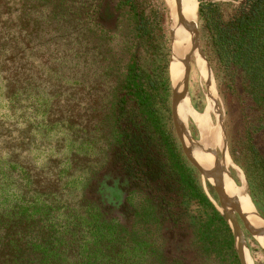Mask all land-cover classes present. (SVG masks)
Instances as JSON below:
<instances>
[{"label":"trees","instance_id":"trees-1","mask_svg":"<svg viewBox=\"0 0 264 264\" xmlns=\"http://www.w3.org/2000/svg\"><path fill=\"white\" fill-rule=\"evenodd\" d=\"M11 1L0 0V264H241L228 221L200 185L173 129L163 0H109L131 16L132 54L106 114L96 118L101 159L75 203L68 198L70 183L27 194L22 183L29 170L11 155L9 129L12 117L24 118L27 20L37 29L44 16L56 22L52 28L60 20L71 24L73 0ZM106 1L90 0L83 30L101 53L111 49ZM199 1L202 47L216 79L239 101L233 153L264 215V0Z\"/></svg>","mask_w":264,"mask_h":264},{"label":"rangeland","instance_id":"rangeland-1","mask_svg":"<svg viewBox=\"0 0 264 264\" xmlns=\"http://www.w3.org/2000/svg\"><path fill=\"white\" fill-rule=\"evenodd\" d=\"M153 1L162 2V0ZM213 1H232L237 3L239 0ZM163 2L167 12L165 25L167 29V47L169 48L171 118L178 143L184 152L183 143L185 141L182 140L178 133L179 131H177L175 120L173 121V82L171 76L173 46L168 3L167 0H163ZM12 3L15 5L14 0L11 1ZM89 3L90 0H73L71 9L75 21L71 20V24L60 20L61 23L52 28V25H55L56 22L49 21L47 16L41 17L38 29L34 27L32 20H27L26 23L27 31L24 33L22 61L23 77L25 79L24 95L26 99L24 103V118L14 119L12 117L9 129L12 145L11 155L14 160H18L21 157L29 170L25 175L27 176L26 179L29 178L31 180L29 186L26 185V179L22 183L28 195L33 194L35 189H41L42 192L48 194L53 188L58 187L61 190L64 183H70L69 185L74 191L71 194L72 196L65 190H63V193L69 195L68 198L72 199L70 200L71 203H75V201L80 199L88 172L91 168L97 167L96 162L101 159V154L94 138L96 134V118L102 111H105L106 114L115 82L118 76L123 75L132 54L130 42L132 21L127 9L117 12L114 10L111 1L107 0L105 2L106 7L104 9H106V14L108 17L111 16L109 20L111 26L108 27V30L112 35L110 34L111 36L107 40V44L111 49L101 53L98 41L95 39L90 40L89 34L87 33L86 37L83 31L85 24L88 22ZM228 7L232 9L233 5ZM15 9L16 6H13L12 17L17 14ZM78 11L84 14L78 16ZM58 19L56 18L57 21ZM13 30L15 29L13 28ZM201 33L199 16L198 34L200 46L207 59L201 44ZM123 42H126V44H122ZM18 58L19 55H16V60ZM111 62H115V64L111 69H108L107 66ZM201 64L205 66V75L195 64L191 67L188 79L187 87L192 102L191 105L193 104L192 107L198 114L205 115L210 105L209 94L216 95L219 116L228 143L229 174L240 190L243 187L246 188L255 210L264 222V215L259 211L249 191L244 167L240 160L237 159L236 154L233 153L236 131L239 127V101L237 97L226 90V86L220 79H216L210 61H208V64L211 68L212 77L204 57ZM214 106V120L210 127L217 129L215 133L220 140V146L217 149L216 156L220 164L223 165L226 161V154L222 148V140L218 131L221 127H219L218 114L216 115L215 113L216 104ZM188 129L187 135L203 142L198 129L197 119L191 117ZM20 140H22V149L19 145ZM184 155L189 164L197 170L200 185L222 212L215 186L212 185L210 179L203 176L202 172L189 160L185 152ZM34 176L37 178L36 183H32ZM15 182L16 177L14 178ZM15 186L12 185V188L16 189ZM52 197L51 195H44L45 199H51ZM136 201L139 204L142 199L138 198ZM235 213L245 235L246 248L252 262L254 264H264V236L248 221L250 228L262 242L259 241L253 232L247 228L241 217H244V215L239 212L240 216L238 211ZM230 227L234 233L231 225ZM153 240L159 248L162 247L163 239L160 233L155 232ZM235 249L238 254L236 237Z\"/></svg>","mask_w":264,"mask_h":264},{"label":"bare ground","instance_id":"bare-ground-1","mask_svg":"<svg viewBox=\"0 0 264 264\" xmlns=\"http://www.w3.org/2000/svg\"><path fill=\"white\" fill-rule=\"evenodd\" d=\"M167 3L169 8L170 31L173 37L171 61V76L174 89L173 118L179 135L182 140L185 141L183 143L185 151L191 160L200 167L203 176L210 179V182L215 188L218 187L220 189V208L224 213L229 214L231 211L240 212L244 215L245 220H247L246 222H251V224L264 236V222L260 219L259 214L255 210L246 188L243 187L240 190L234 184L229 174V161L227 159L228 143L219 116L216 95L209 94L208 100L210 105L205 115L198 114L192 107L193 104L191 105L192 102L187 87L191 67L196 64L201 69L203 75H205V66L201 64L203 57L208 64L200 46L198 31L196 32L199 0H167ZM196 36H198V40ZM208 67L212 77L209 64ZM215 104V113L216 115L218 114L219 127H221L218 131L222 140V148L226 154V161L223 165L220 164L216 156L217 149L220 146V140L215 133L217 129L210 127L214 120L213 112ZM191 117L197 119L198 129L203 142L197 141L192 138L193 136L190 137L187 135L189 131L188 124ZM237 247L243 253L246 264H254L246 248L245 238L240 234L237 236Z\"/></svg>","mask_w":264,"mask_h":264},{"label":"water","instance_id":"water-1","mask_svg":"<svg viewBox=\"0 0 264 264\" xmlns=\"http://www.w3.org/2000/svg\"><path fill=\"white\" fill-rule=\"evenodd\" d=\"M199 6H200V1H199V5H198V22H196V32L198 31V33H199ZM171 29H172V28H171ZM171 37H172V36H171ZM196 39L198 40V36H196ZM171 40H172V42H173V37H172ZM172 86H173V84H172ZM173 90H174V89H173ZM173 100H174V91H173V96H172V113H173ZM173 121H174V119H173ZM181 143H182V142H181ZM182 145H183V144H182ZM183 149H184L185 154H186L187 157L189 158V160H190L191 162H193V163L199 168V170L201 171L200 167H199L194 161H192L191 158L188 156V154H187L186 151H185L184 146H183ZM216 190H217L218 195L221 194V193H220V189H219L218 187L216 188ZM235 212H237V211H231L229 214H226V213H224V211L222 210V214L224 215V217H225L226 220L228 221L229 225H231L232 228H233V230H234L235 237H236V246H237V236L240 234V235H242L243 237H245V235H244L243 230H242V228H241V226H240V224H239V220H238V217L236 216V213H235ZM238 213H239V212H238ZM239 214H240V213H239ZM240 216H241V214H240ZM241 217H242V219L244 220V222H245L247 228H248L251 232H253V234L255 235L254 231L250 228V226L248 225V223L246 222V220L244 219V217H243V216H241ZM255 236H256V235H255ZM237 249H238V254H239V257H240V260H241V264H246L245 259H244V256H243V253L241 252V250H240L238 247H237Z\"/></svg>","mask_w":264,"mask_h":264},{"label":"crops","instance_id":"crops-1","mask_svg":"<svg viewBox=\"0 0 264 264\" xmlns=\"http://www.w3.org/2000/svg\"><path fill=\"white\" fill-rule=\"evenodd\" d=\"M247 221V220H246ZM257 237V236H256ZM258 238V237H257ZM259 241H261L259 238H258ZM262 242V241H261Z\"/></svg>","mask_w":264,"mask_h":264}]
</instances>
